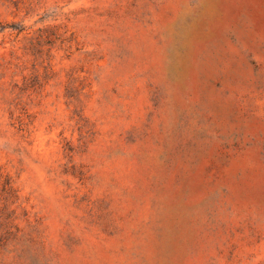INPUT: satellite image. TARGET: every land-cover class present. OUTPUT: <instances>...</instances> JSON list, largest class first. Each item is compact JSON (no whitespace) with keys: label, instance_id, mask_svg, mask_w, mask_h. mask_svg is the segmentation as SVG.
I'll return each instance as SVG.
<instances>
[{"label":"rangeland","instance_id":"1","mask_svg":"<svg viewBox=\"0 0 264 264\" xmlns=\"http://www.w3.org/2000/svg\"><path fill=\"white\" fill-rule=\"evenodd\" d=\"M0 264H264V0H0Z\"/></svg>","mask_w":264,"mask_h":264}]
</instances>
